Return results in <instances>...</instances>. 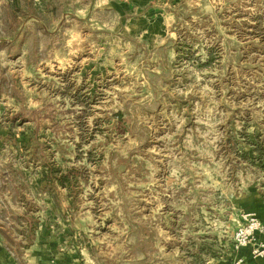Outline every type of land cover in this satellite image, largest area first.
<instances>
[{
    "label": "rangeland",
    "instance_id": "obj_1",
    "mask_svg": "<svg viewBox=\"0 0 264 264\" xmlns=\"http://www.w3.org/2000/svg\"><path fill=\"white\" fill-rule=\"evenodd\" d=\"M257 140L264 0H0V230L18 253L43 235L79 264L231 263L264 200L239 157Z\"/></svg>",
    "mask_w": 264,
    "mask_h": 264
},
{
    "label": "crops",
    "instance_id": "obj_2",
    "mask_svg": "<svg viewBox=\"0 0 264 264\" xmlns=\"http://www.w3.org/2000/svg\"><path fill=\"white\" fill-rule=\"evenodd\" d=\"M247 201H250V204L246 206L244 212L254 213L264 225V200L255 194ZM1 231L0 264H79L78 260H70L66 257L63 248L59 250L53 240L45 238L43 235L39 236L25 253H18L15 247L8 245ZM257 238L259 242L264 241V235H257ZM236 256L244 257L248 264H264V258L254 260L251 257V247L241 249L236 252Z\"/></svg>",
    "mask_w": 264,
    "mask_h": 264
},
{
    "label": "built area",
    "instance_id": "obj_3",
    "mask_svg": "<svg viewBox=\"0 0 264 264\" xmlns=\"http://www.w3.org/2000/svg\"><path fill=\"white\" fill-rule=\"evenodd\" d=\"M257 235H264V225L254 213H244L242 223L233 236L234 250L251 247V257L254 260L264 258V241L259 242ZM230 264H248L244 257L236 256Z\"/></svg>",
    "mask_w": 264,
    "mask_h": 264
},
{
    "label": "trees",
    "instance_id": "obj_4",
    "mask_svg": "<svg viewBox=\"0 0 264 264\" xmlns=\"http://www.w3.org/2000/svg\"><path fill=\"white\" fill-rule=\"evenodd\" d=\"M15 145H17L16 143H14ZM33 143V140L31 141H24V146H25V149H27L29 146H31ZM230 145H232V147L236 148V146L238 145L236 142H230ZM249 145L252 147V151L251 152H244V151H241L240 152V159L241 160H246V161H249V162H260V164L263 166L264 168V144H261L258 140L256 142H249ZM254 153V158L251 157V154ZM73 170H71L68 174H64L62 175L61 177H57V175H55L54 172H48L46 170V172L44 171L43 172V177L41 178V180H39V183H43V182H48V185H51L52 182H54V180L58 181L59 184L62 186V187H66L67 186V183L71 184V180L74 177V174L72 173ZM55 172H58V171H55ZM34 230V228H32ZM36 229V228H35ZM34 233V231H33ZM34 235V234H33ZM31 235V236H33ZM30 243L32 244V237H30Z\"/></svg>",
    "mask_w": 264,
    "mask_h": 264
}]
</instances>
